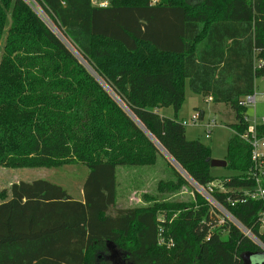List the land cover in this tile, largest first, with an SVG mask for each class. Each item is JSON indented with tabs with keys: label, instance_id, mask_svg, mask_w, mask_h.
<instances>
[{
	"label": "trees",
	"instance_id": "16d2710c",
	"mask_svg": "<svg viewBox=\"0 0 264 264\" xmlns=\"http://www.w3.org/2000/svg\"><path fill=\"white\" fill-rule=\"evenodd\" d=\"M35 1L77 54L27 2L0 0V165L75 162L89 172L82 199L46 179L14 182L0 195V264H111L110 243L129 264H245L246 252L262 251L198 192L191 202L144 194L146 205L117 208V169L154 164L155 139L199 186L229 178L217 200L264 243V202L227 201L253 183L239 101L264 77V0ZM187 81L235 112L231 176L212 174L211 147L189 140L178 119ZM258 130L264 135V124ZM175 175L158 191L190 185ZM160 226L173 250L158 244Z\"/></svg>",
	"mask_w": 264,
	"mask_h": 264
},
{
	"label": "rangeland",
	"instance_id": "374dc122",
	"mask_svg": "<svg viewBox=\"0 0 264 264\" xmlns=\"http://www.w3.org/2000/svg\"><path fill=\"white\" fill-rule=\"evenodd\" d=\"M31 7L43 17L47 24L61 37L65 44L77 54L73 46L70 45V42L64 38L41 8L36 3ZM140 54L148 58L159 57L161 59L160 56L155 54L148 47H143ZM256 88L258 93L256 108L249 106L247 114L253 120L254 110H256L259 120H262V118H264V77L257 78ZM157 111H159L161 116L170 118L175 117L173 107H158ZM196 111L205 113L204 120L200 124H189L186 126L187 138L189 140L198 139L210 146L213 159L225 160L228 155V141L233 134V130L229 124L234 122L235 112L225 104H217L213 102L207 94H196L192 92L189 85H187L184 104L178 113V119L180 121L190 120L191 116L196 113ZM213 119L217 121L218 125L212 129L210 137H207L205 124ZM158 149L159 154L154 164L133 167L122 166L121 169L123 171H121V169L118 171L120 176L117 208H127L131 206L137 207L136 205L139 204V206H143V203L138 202L136 199H133L134 201H130L129 199L136 196L144 199V194L151 196L154 195L164 202H191L194 200L197 192L208 199L203 191V187L196 184L187 174H185L181 166H179L176 160L164 148L158 145ZM176 171L180 172L189 181L190 185H184L175 192L158 191V187L161 183L165 186L177 183V177L175 175ZM88 172L89 170L84 164L75 162L55 163L47 166H34L30 164L19 166L0 165V195L5 190H8L14 182H30L36 179H46L63 185L73 197H82L83 183ZM211 172L216 177H227L233 174V171L228 167L219 166L211 167ZM1 200L2 197H0V201ZM144 203L146 204V202ZM158 217L160 220L164 219L162 213H160ZM218 217L221 218V215ZM226 218L232 220L230 216H226ZM164 234H166V232ZM262 239L264 240V238ZM254 243L256 244L255 241ZM174 246L164 247L167 250H173L172 248ZM262 251L264 252V250ZM108 252V258L111 261V264H129L123 257V253L115 244L110 243L108 245ZM258 260H261V256L256 255L252 257L253 264Z\"/></svg>",
	"mask_w": 264,
	"mask_h": 264
},
{
	"label": "built area",
	"instance_id": "2783aa9c",
	"mask_svg": "<svg viewBox=\"0 0 264 264\" xmlns=\"http://www.w3.org/2000/svg\"><path fill=\"white\" fill-rule=\"evenodd\" d=\"M29 5L33 6L36 3L35 0H24ZM95 4L100 6H108L109 0H93ZM160 0H151L152 4L158 3ZM37 4V3H36ZM210 100H213L211 96H209ZM258 102V93L257 88L255 86L254 92L243 96L239 105L246 108V111L243 115V121L247 124V128L244 132L238 133L240 137L248 142L251 146V162L252 165L250 169L247 171L246 178L251 180L253 183L248 186H238L233 189L234 192L237 193L236 199L228 198V202L231 205H235L237 202H247V201H262L264 202V135L259 133L258 127L264 124V118L259 120V116L254 110V119L252 120L250 116L247 114V109L249 106H253L256 108ZM202 112L196 111L190 120H182V124L187 126L189 124H200L204 118L201 117ZM218 123L215 119L209 120L206 124L207 137H210L212 133V129L217 126ZM229 178L218 179L212 182L207 188L203 187L204 193L207 195L206 197L209 199L212 210L211 213H216L217 216L221 215L220 222L225 221V217L230 216L231 221L242 228L243 225L225 208V206L217 200L215 193L222 192L225 193L227 188L224 186V182L228 181ZM230 219V218H229ZM258 224H259V232L264 234V208L258 214ZM246 235L248 234L250 238H252L261 248L264 250V243L261 241L257 235H255L251 230H248L244 227ZM165 233V229L163 226H160L159 231V239L158 244L161 246L172 247L175 245V240L173 237H167Z\"/></svg>",
	"mask_w": 264,
	"mask_h": 264
},
{
	"label": "water",
	"instance_id": "95a60500",
	"mask_svg": "<svg viewBox=\"0 0 264 264\" xmlns=\"http://www.w3.org/2000/svg\"><path fill=\"white\" fill-rule=\"evenodd\" d=\"M85 62V61H84ZM86 64V63H85ZM202 119L204 118V112H202V115H201ZM138 122V121H137ZM139 123V122H138ZM140 124V123H139ZM159 146L162 147V145H160L155 139H153ZM163 148V147H162ZM177 162V161H176ZM211 165L212 167L214 166H219V167H227L228 165V161L225 159V160H219V159H211ZM180 166V165H179ZM182 168V167H181ZM184 171V170H183ZM185 172V171H184ZM186 174V173H185ZM244 228V227H243ZM245 232V231H244ZM246 233V232H245ZM248 235V234H247ZM249 236V235H248ZM261 256V260H258V261H255L254 264H264V252L263 251H260V252H246L244 255H243V259H244V263L245 264H253V261H252V257L253 256Z\"/></svg>",
	"mask_w": 264,
	"mask_h": 264
},
{
	"label": "crops",
	"instance_id": "0c3cea01",
	"mask_svg": "<svg viewBox=\"0 0 264 264\" xmlns=\"http://www.w3.org/2000/svg\"><path fill=\"white\" fill-rule=\"evenodd\" d=\"M187 85H189V82L187 81ZM213 101V100H212ZM219 104H223V103H219ZM204 116H205V113H204ZM121 169V167H119L118 169H117V198H118V186H119V176H120V173H118V171ZM121 171H123L122 169H121ZM82 197H83V192H82V195H81ZM82 197H78L77 199H82ZM132 199V200H131ZM136 199L138 202H140V203H143V205H146L144 202H145V200L143 199V198H140L139 196H136V197H131L129 200L130 201H134V200ZM117 202H118V200H117ZM140 205V204H139ZM139 205H136V206H139ZM132 207V206H131Z\"/></svg>",
	"mask_w": 264,
	"mask_h": 264
}]
</instances>
